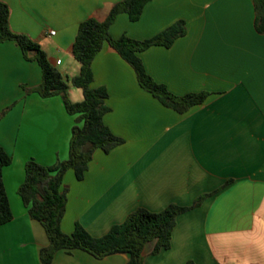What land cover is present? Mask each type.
<instances>
[{
    "label": "crops",
    "instance_id": "obj_1",
    "mask_svg": "<svg viewBox=\"0 0 264 264\" xmlns=\"http://www.w3.org/2000/svg\"><path fill=\"white\" fill-rule=\"evenodd\" d=\"M15 33L46 52L66 80L80 74L73 56L79 26L104 20L124 0H1ZM178 22L187 34L171 48L140 54L148 74L173 95L209 94L186 114L165 107L142 89L133 68L108 44L92 65L93 88L108 92L104 124L124 144L97 149L83 180L64 179L67 209L62 230L76 225L102 237L138 209L159 213L171 204L196 209L180 215L172 245L157 255L147 245L145 264H264V33L256 29L254 0H150L139 21L121 14L111 28L118 39H152ZM55 32V35H51ZM60 62V64H58ZM43 82L35 61L14 41L0 42V147L12 158L4 183L14 215L0 227V264H41L49 245L18 191L30 160L53 166L69 157L78 116L62 96L27 94ZM72 103L83 92L69 84ZM116 254L98 260L60 251L53 264H127Z\"/></svg>",
    "mask_w": 264,
    "mask_h": 264
},
{
    "label": "trees",
    "instance_id": "obj_2",
    "mask_svg": "<svg viewBox=\"0 0 264 264\" xmlns=\"http://www.w3.org/2000/svg\"><path fill=\"white\" fill-rule=\"evenodd\" d=\"M150 0H124L113 6L104 20L91 18L83 22L73 46V56L80 64V74L70 80L54 68L42 47L26 35L15 33L10 24L11 10L0 0V42L14 41L21 47L27 61L37 62L43 72L42 84L34 89L24 87L27 94L37 93L43 99L62 96L67 113L78 116L72 129L69 157L53 166H44L35 160L25 165V180L18 194L22 198L31 218L45 229L49 245L40 252L41 264H53L60 251L81 250L98 260L116 254L129 256L127 264H145V250L155 243L154 255L169 250L172 235L180 215L198 208L207 196L201 197L191 207L171 204L164 211L155 213L138 209L128 216L123 224L114 226L102 237L92 236L83 226L76 225L72 234L62 230L68 197L64 179L69 171H74L78 180H83L97 149L106 154L124 144L104 124V116L109 112L106 106L108 92L105 88H93L92 70L96 56L105 45L113 48L136 73L142 89L151 93L165 107L179 114H186L193 107L203 104L207 93L188 94L178 97L168 88L154 81L148 74L140 54L155 46L171 48L187 34L185 22H178L152 39L138 41L128 36L118 39L111 34V28L121 14H127L135 23L141 18ZM256 9V29L264 33V0H254ZM69 84L82 90L84 99L72 103L68 97ZM11 108L0 114V121ZM12 164V158L0 147V227L14 219L9 197L4 183V170ZM187 264H195L190 261Z\"/></svg>",
    "mask_w": 264,
    "mask_h": 264
},
{
    "label": "built area",
    "instance_id": "obj_3",
    "mask_svg": "<svg viewBox=\"0 0 264 264\" xmlns=\"http://www.w3.org/2000/svg\"><path fill=\"white\" fill-rule=\"evenodd\" d=\"M51 35H52V36L55 35V32H51ZM58 64H60V62H58Z\"/></svg>",
    "mask_w": 264,
    "mask_h": 264
},
{
    "label": "rangeland",
    "instance_id": "obj_4",
    "mask_svg": "<svg viewBox=\"0 0 264 264\" xmlns=\"http://www.w3.org/2000/svg\"><path fill=\"white\" fill-rule=\"evenodd\" d=\"M76 63L78 64V66L80 65L77 61H76ZM67 159H68V158H67ZM67 159H66V160H67ZM64 161H65V160H64Z\"/></svg>",
    "mask_w": 264,
    "mask_h": 264
}]
</instances>
